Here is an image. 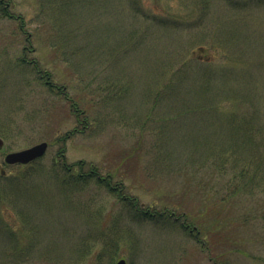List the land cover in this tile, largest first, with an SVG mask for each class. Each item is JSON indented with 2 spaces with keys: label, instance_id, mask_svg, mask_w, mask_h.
<instances>
[{
  "label": "rangeland",
  "instance_id": "obj_1",
  "mask_svg": "<svg viewBox=\"0 0 264 264\" xmlns=\"http://www.w3.org/2000/svg\"><path fill=\"white\" fill-rule=\"evenodd\" d=\"M0 137V264H264V0H0Z\"/></svg>",
  "mask_w": 264,
  "mask_h": 264
},
{
  "label": "water",
  "instance_id": "obj_2",
  "mask_svg": "<svg viewBox=\"0 0 264 264\" xmlns=\"http://www.w3.org/2000/svg\"><path fill=\"white\" fill-rule=\"evenodd\" d=\"M5 142L0 137V152L5 151ZM48 148V144L46 142H42L37 144L31 148L8 153L5 157V162L7 164H28L32 161L37 160L45 155ZM117 264H127L125 260H120Z\"/></svg>",
  "mask_w": 264,
  "mask_h": 264
},
{
  "label": "trees",
  "instance_id": "obj_3",
  "mask_svg": "<svg viewBox=\"0 0 264 264\" xmlns=\"http://www.w3.org/2000/svg\"><path fill=\"white\" fill-rule=\"evenodd\" d=\"M6 15H8V14H6ZM11 17V16H10ZM20 63L22 64V65H25V64H27V62H26V60L24 59V60H22V61H20ZM50 85H51V83H49ZM52 86V85H51ZM64 94V93H63ZM67 98V100H69V98L68 97H66ZM72 107H75V111L77 112V116L79 115V114H81V112L80 113H78L79 112V110L77 109L78 107H76L75 106V104H72ZM62 156H64V155H62ZM93 173V172H92ZM166 213V211H164V212H162V215L163 214H165ZM144 214H147V212H144Z\"/></svg>",
  "mask_w": 264,
  "mask_h": 264
},
{
  "label": "flooded vegetation",
  "instance_id": "obj_4",
  "mask_svg": "<svg viewBox=\"0 0 264 264\" xmlns=\"http://www.w3.org/2000/svg\"><path fill=\"white\" fill-rule=\"evenodd\" d=\"M176 220H178V219H176ZM183 226L185 227V228H188L189 226H187L185 223L183 224Z\"/></svg>",
  "mask_w": 264,
  "mask_h": 264
}]
</instances>
